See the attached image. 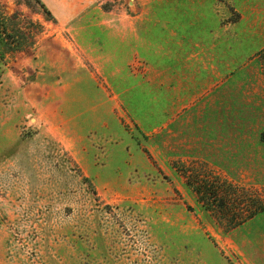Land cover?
Here are the masks:
<instances>
[{
    "label": "rangeland",
    "instance_id": "obj_1",
    "mask_svg": "<svg viewBox=\"0 0 264 264\" xmlns=\"http://www.w3.org/2000/svg\"><path fill=\"white\" fill-rule=\"evenodd\" d=\"M24 1L0 264H264V0Z\"/></svg>",
    "mask_w": 264,
    "mask_h": 264
},
{
    "label": "trees",
    "instance_id": "obj_2",
    "mask_svg": "<svg viewBox=\"0 0 264 264\" xmlns=\"http://www.w3.org/2000/svg\"><path fill=\"white\" fill-rule=\"evenodd\" d=\"M32 1L36 2L39 7V13L42 14L47 21L54 22L51 11L42 0H25V6L29 9L32 8ZM13 20V18H6V16L0 12V60L5 59L6 56L14 55L16 52H20L25 48L24 42H26L28 37L24 36V34L23 38L21 36V40H18L8 30V23Z\"/></svg>",
    "mask_w": 264,
    "mask_h": 264
}]
</instances>
